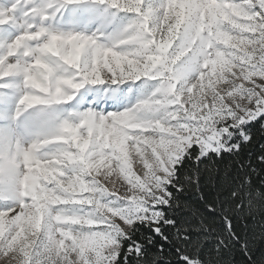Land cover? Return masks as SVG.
Listing matches in <instances>:
<instances>
[{
  "label": "snow or ice",
  "instance_id": "snow-or-ice-1",
  "mask_svg": "<svg viewBox=\"0 0 264 264\" xmlns=\"http://www.w3.org/2000/svg\"><path fill=\"white\" fill-rule=\"evenodd\" d=\"M253 121L264 0H0V264L264 257Z\"/></svg>",
  "mask_w": 264,
  "mask_h": 264
},
{
  "label": "trees",
  "instance_id": "trees-1",
  "mask_svg": "<svg viewBox=\"0 0 264 264\" xmlns=\"http://www.w3.org/2000/svg\"><path fill=\"white\" fill-rule=\"evenodd\" d=\"M252 131L254 132V140L251 142V144L245 148V152H256L258 153L261 148H264V135H261L259 132V125L253 121L252 125L249 126ZM254 160V156L251 157ZM194 206H195V202ZM264 221V216H261L260 214H257L255 219L253 217L248 216L247 218L241 217L238 221V223L241 226V229L247 234V237L249 240L252 238L257 239V244L251 245L252 251L255 253L257 246L264 247V242H261L260 237L257 235L261 231V229L258 227V225ZM248 224L249 227L247 229H244V225ZM233 255L236 258V264H264V257L261 255L255 256L251 261L248 260L247 257L243 255L242 250L239 249V247H235L233 249Z\"/></svg>",
  "mask_w": 264,
  "mask_h": 264
},
{
  "label": "rangeland",
  "instance_id": "rangeland-1",
  "mask_svg": "<svg viewBox=\"0 0 264 264\" xmlns=\"http://www.w3.org/2000/svg\"><path fill=\"white\" fill-rule=\"evenodd\" d=\"M100 103L103 104L104 101L103 100H100ZM107 110H112V107L110 106V102H109V107L107 108Z\"/></svg>",
  "mask_w": 264,
  "mask_h": 264
}]
</instances>
